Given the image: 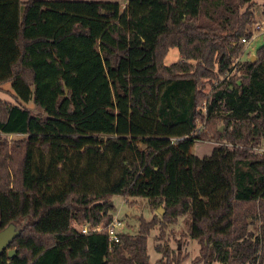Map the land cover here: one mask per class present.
Masks as SVG:
<instances>
[{"label": "trees", "instance_id": "obj_1", "mask_svg": "<svg viewBox=\"0 0 264 264\" xmlns=\"http://www.w3.org/2000/svg\"><path fill=\"white\" fill-rule=\"evenodd\" d=\"M254 6L0 0V88L15 98L0 97V229L20 225L0 264H151L156 218L112 244L81 231L113 220L114 194L164 207L168 223L187 215L192 264H264V44L240 57ZM202 139L219 144L200 157ZM160 239L156 264H183Z\"/></svg>", "mask_w": 264, "mask_h": 264}, {"label": "rangeland", "instance_id": "obj_2", "mask_svg": "<svg viewBox=\"0 0 264 264\" xmlns=\"http://www.w3.org/2000/svg\"><path fill=\"white\" fill-rule=\"evenodd\" d=\"M92 1V0H89ZM93 1H117L122 6H124L127 0H93ZM256 22L259 23L264 21V0H255L254 6ZM257 23L250 26V30L253 31V35L249 38L248 43L244 44L243 53L241 59L248 58L255 55L257 48L264 44V31L255 30ZM180 58V53L177 47H173L169 50L168 54L164 59V63L171 64ZM214 82V81H212ZM210 81H206L204 87V92L209 93L213 88V84ZM0 97L6 100L15 101L13 97V89L11 83H5L0 88ZM25 105L31 109L35 114L43 113L42 109L37 106L33 101L26 102ZM204 118L199 120L198 124L203 122ZM207 126H205V129ZM221 129L224 127L222 125ZM10 137L17 138L20 135H10ZM215 144H219V141L214 139H202L197 142L192 152L200 157L209 154ZM231 145V144H229ZM111 202L114 204L115 208L113 211L114 218L119 219L123 225L120 227L122 232L136 234L139 231L140 223L142 219L147 221L156 218L159 222L151 230L148 237V252L150 255L151 264H156L162 257L163 253L159 252L156 248V242H158L157 237L160 235L159 240L161 246L169 247L173 251H177L178 248L181 251V255L184 256L183 264H192L199 255L200 244L198 240L191 238L186 232L187 225L186 221L188 216L183 215L178 218L176 223H168L166 219L163 218L164 212H159V207H151L149 201L145 197H128L125 198L120 194H114L111 198ZM133 202V204H131ZM260 220H257L251 228L255 231H259ZM20 227V225H18Z\"/></svg>", "mask_w": 264, "mask_h": 264}, {"label": "built area", "instance_id": "obj_3", "mask_svg": "<svg viewBox=\"0 0 264 264\" xmlns=\"http://www.w3.org/2000/svg\"><path fill=\"white\" fill-rule=\"evenodd\" d=\"M256 23L257 22L255 21V24ZM255 30L264 31V21L257 23ZM252 34H253V31H252ZM241 40L244 44H246V43H248L249 38L243 37ZM237 60H239V59L237 58L236 61ZM202 112H203V115L206 117V115H207V100L204 101V103H203ZM205 124H206V120L198 125L196 131L200 132L205 127ZM255 149L259 152V154L264 155V144L262 146L256 147ZM122 225H123V223L119 219L113 218V220L107 224L106 223H100V224H97L94 226H88L86 224H83L82 226H80V229L83 233H87L89 231L98 232V231L106 230L108 233V236H109V241L112 244V243L119 242L120 234L122 233L120 227H122Z\"/></svg>", "mask_w": 264, "mask_h": 264}, {"label": "water", "instance_id": "obj_4", "mask_svg": "<svg viewBox=\"0 0 264 264\" xmlns=\"http://www.w3.org/2000/svg\"><path fill=\"white\" fill-rule=\"evenodd\" d=\"M253 59L256 58L255 55L252 56ZM112 203V202H111ZM159 212H164L163 208H159ZM20 234V229L16 224L10 223L7 227L0 229V253L7 249L12 240ZM10 257H13L16 253L15 249H8Z\"/></svg>", "mask_w": 264, "mask_h": 264}]
</instances>
